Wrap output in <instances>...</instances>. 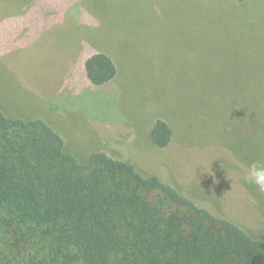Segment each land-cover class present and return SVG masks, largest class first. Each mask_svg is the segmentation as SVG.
Wrapping results in <instances>:
<instances>
[{"label":"rangeland","instance_id":"obj_1","mask_svg":"<svg viewBox=\"0 0 264 264\" xmlns=\"http://www.w3.org/2000/svg\"><path fill=\"white\" fill-rule=\"evenodd\" d=\"M261 18L264 0H0V110L264 240V192L245 180L264 161ZM96 52L117 68L103 86L85 71ZM158 120L174 132L165 149L150 139Z\"/></svg>","mask_w":264,"mask_h":264},{"label":"trees","instance_id":"obj_2","mask_svg":"<svg viewBox=\"0 0 264 264\" xmlns=\"http://www.w3.org/2000/svg\"><path fill=\"white\" fill-rule=\"evenodd\" d=\"M85 71L94 86L117 76L101 52ZM173 133L158 120L150 139L165 149ZM0 264H264V240L129 162L82 163L46 121L0 110Z\"/></svg>","mask_w":264,"mask_h":264},{"label":"clouds","instance_id":"obj_3","mask_svg":"<svg viewBox=\"0 0 264 264\" xmlns=\"http://www.w3.org/2000/svg\"><path fill=\"white\" fill-rule=\"evenodd\" d=\"M245 180L264 192V161H253L246 169Z\"/></svg>","mask_w":264,"mask_h":264}]
</instances>
